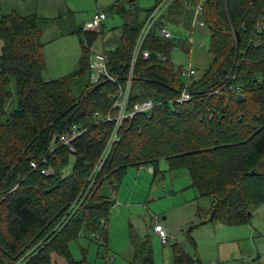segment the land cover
<instances>
[{"label":"trees","instance_id":"obj_1","mask_svg":"<svg viewBox=\"0 0 264 264\" xmlns=\"http://www.w3.org/2000/svg\"><path fill=\"white\" fill-rule=\"evenodd\" d=\"M196 2L154 0L142 9L136 0H114L103 11L121 24L115 36L102 40L106 70L115 79L95 83L88 79L90 47L101 31L81 26L61 31L77 36L76 66L44 79L39 26L44 18L13 10L0 14V264H52L53 254L66 264H90L70 255L68 241L96 233L106 243L100 218L106 220L113 203L106 190L117 186L127 167L150 166L153 172L160 158L168 170L185 168L196 195L208 199L201 222L245 223L264 204V28L255 30L256 22H264V0H203L198 19L209 32L210 60L199 76L189 78V98L177 103L173 98L184 77L182 66L170 59L176 43L157 31L169 24L191 32ZM159 4L140 45L149 54H138L132 64L127 103L146 96L160 103L148 116L133 113L121 120L117 139L91 173L113 125L93 112L114 113L112 98L125 83L139 30ZM178 45L188 52L186 39ZM72 123L85 130L71 139L70 151L57 136ZM69 155L73 162L64 172ZM47 164L50 173L40 172ZM149 236L128 225L127 264L152 261ZM187 236L194 247L188 231ZM171 248L173 264L198 263L181 243Z\"/></svg>","mask_w":264,"mask_h":264},{"label":"rangeland","instance_id":"obj_2","mask_svg":"<svg viewBox=\"0 0 264 264\" xmlns=\"http://www.w3.org/2000/svg\"><path fill=\"white\" fill-rule=\"evenodd\" d=\"M113 1L0 0V14L13 10L18 14L34 12L44 18L39 23L44 59L41 76L49 79L73 70L79 56L77 36L60 32L69 27H82L96 9L105 10ZM136 4L147 9L153 6L154 0H136ZM120 24L119 17L106 10L102 31L90 47L92 51L99 50L102 39L105 40L109 34L115 36ZM165 28L176 43L170 51L171 61L182 67L189 63L194 69L191 76H199L210 60L207 51L209 32L204 27H194L191 34L180 26L167 24ZM190 36L192 41L188 52H185L178 44ZM8 85L13 93L12 77ZM72 162L73 156L69 155L64 172L69 170ZM164 165L165 159L160 158L159 168ZM147 167H127L117 186L106 190L113 198L104 223L109 231L107 242H99L94 234L78 235L67 244L74 259L83 257L90 264H127L131 255L128 242V225H131L138 234L150 231L152 261L145 264H173V242L181 243L185 251L197 257L202 264H264V204L252 211L245 223L201 222L208 199L196 195L186 171L182 168L163 170L152 176ZM154 220L163 222L171 234L169 242L160 243L156 234L151 232ZM188 228L195 247L188 241ZM52 264L66 262L63 257L53 254Z\"/></svg>","mask_w":264,"mask_h":264},{"label":"built area","instance_id":"obj_3","mask_svg":"<svg viewBox=\"0 0 264 264\" xmlns=\"http://www.w3.org/2000/svg\"><path fill=\"white\" fill-rule=\"evenodd\" d=\"M203 2V0H197L196 5L194 7L193 10V15L191 18V27H199V28H205V24L203 23L202 20L198 19V14L200 12V8H201V3ZM162 4H159L145 19L143 25L141 26L139 33L137 35L134 47L132 48V52L130 55V66L126 75V80L123 86H119L117 91L115 92L113 98H112V102H111V106L110 108H114V113L110 114V110H108L105 114H101L99 111L95 110L93 112V116L97 119V120H113V125H112V129L108 135V138L106 140L105 146L101 152L100 157L97 159V161L94 164V167L92 168L91 173L93 172V170L97 169L103 158L105 157V155L107 154L111 143L117 139V135H116V129L119 126L121 120L124 117H129L131 116L133 113H142L145 116H148L153 108L154 105H156L157 103H160V100H154L149 96L143 97L139 100L133 101L130 104L127 103V96H128V85H129V79H130V73H131V68H132V64L133 61L135 60V57L139 54L142 57H147L148 56V50L146 48H140L141 42L146 34V32L148 31V29L151 27V25L154 23V20L156 19V17L158 16L161 8H162ZM105 19V13L102 9H96L94 11V13L89 17L88 20H86L83 25H82V29L83 30H91V31H102V26H103V21ZM260 28H264V22L260 23L259 21L255 23V30H259ZM157 33L165 38H171V34L170 32L165 28V27H160L157 31ZM191 34V32H190ZM186 41L190 44L192 41L191 36L188 37L186 39ZM199 44H201V42H199ZM156 55H158V57H160L161 59L164 58V56L160 55L158 53H156ZM106 61H107V57L105 54V48H103V40L101 41V45H100V49L99 50H95L93 51L91 57H90V61H89V69H88V79L90 81V83H95L99 80L100 77H104L107 78L109 80H114V76H112L111 74H109L106 70ZM194 69L190 66L189 63H187V65L185 67H182L180 70V74L184 77V82L183 85L178 89V94L173 98L174 101H176L177 103H180L186 99L189 98V92L186 89V84L189 81V78L191 77V75L193 74ZM257 81H260V77L257 76L256 77ZM239 87L238 85H235L234 91L238 92ZM215 90H212V92H214ZM85 130V126H81L80 124L77 123H72L69 125V127L61 132L58 136H57V141L60 144L66 145L67 148L72 151L73 147L71 145V139L75 136H77L79 133H81L82 131ZM29 165H31L32 167H35V163L34 161L30 160L29 161ZM149 170H151V167L148 168ZM40 172L47 174L50 173L51 171V167L50 165H45L42 166L40 169ZM100 222L105 223V220L100 218ZM152 231L156 234V236L158 237L160 243L164 244L169 242L170 236L171 234L165 229V227L163 226V224L159 221V220H154L153 224L151 226ZM90 234H94L96 235V239L99 242L103 243L102 238L95 233H90ZM15 264H19V263H15ZM195 264H200V263H195Z\"/></svg>","mask_w":264,"mask_h":264},{"label":"crops","instance_id":"obj_4","mask_svg":"<svg viewBox=\"0 0 264 264\" xmlns=\"http://www.w3.org/2000/svg\"><path fill=\"white\" fill-rule=\"evenodd\" d=\"M112 34V33H111ZM111 34H109L108 36H110ZM159 160V159H158ZM150 166H148L147 168H149ZM176 169H181V168H176ZM176 169H171V170H176ZM182 169H184L185 171H186V169L185 168H182ZM149 170V169H148ZM163 170H168L167 169V165H166V161H165V165L160 169L159 168V166H158V161H157V164H156V170L155 171H151V170H149V172L152 174V176H154L155 174H156V172L157 171H163ZM186 173H187V171H186ZM117 204H119V205H121V204H128V203H117ZM259 206H261V205H258V206H256V207H254L252 210H251V214H250V217H251V215H252V211H254L256 208H258ZM203 211H204V209H203ZM108 222V221H107ZM106 222V223H107ZM162 224H163V222H161ZM163 226L165 227V225L163 224ZM105 228V227H104ZM187 231H188V233H189V228L187 229ZM108 226H107V229H106V237H107V235H108ZM151 232L154 234V232L152 231V229H151ZM145 233V232H144ZM149 233H150V231H149ZM190 236L193 238V236L190 234ZM193 240H194V238H193ZM194 242H195V240H194ZM195 247V246H194ZM197 258V257H196ZM198 263H200V264H202L199 260H198Z\"/></svg>","mask_w":264,"mask_h":264},{"label":"water","instance_id":"obj_5","mask_svg":"<svg viewBox=\"0 0 264 264\" xmlns=\"http://www.w3.org/2000/svg\"><path fill=\"white\" fill-rule=\"evenodd\" d=\"M241 96H242V95H241L240 93L236 94V99H240Z\"/></svg>","mask_w":264,"mask_h":264}]
</instances>
